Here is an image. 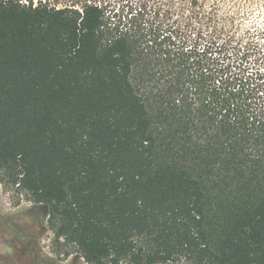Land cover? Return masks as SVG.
Here are the masks:
<instances>
[{"label": "trees", "instance_id": "1", "mask_svg": "<svg viewBox=\"0 0 264 264\" xmlns=\"http://www.w3.org/2000/svg\"><path fill=\"white\" fill-rule=\"evenodd\" d=\"M0 181L88 264H264V0H0Z\"/></svg>", "mask_w": 264, "mask_h": 264}, {"label": "rangeland", "instance_id": "2", "mask_svg": "<svg viewBox=\"0 0 264 264\" xmlns=\"http://www.w3.org/2000/svg\"><path fill=\"white\" fill-rule=\"evenodd\" d=\"M46 1L72 4L77 0ZM118 7L136 0H107ZM28 194L10 183L0 181V264H88L74 245L56 239L47 227L45 212Z\"/></svg>", "mask_w": 264, "mask_h": 264}]
</instances>
